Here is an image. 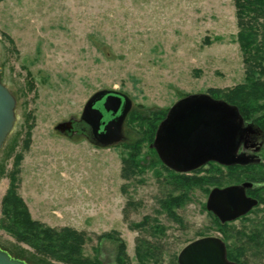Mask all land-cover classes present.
<instances>
[{"label":"rangeland","instance_id":"obj_1","mask_svg":"<svg viewBox=\"0 0 264 264\" xmlns=\"http://www.w3.org/2000/svg\"><path fill=\"white\" fill-rule=\"evenodd\" d=\"M239 20L236 0H0L1 80L16 102L0 150V247L34 253L3 226L13 187L32 220L83 232V255L102 264H116L120 244L125 264H179L181 250L207 236L238 253L242 234L252 243L241 260L264 264V181L253 184L262 186L258 205L235 221L223 224L206 207L213 188L264 177L261 131L254 167L211 161L179 173L151 147L141 118L166 117L190 94L225 100L223 91L242 84ZM103 89L132 99L131 143L91 140L81 114ZM172 171L199 179L189 186Z\"/></svg>","mask_w":264,"mask_h":264},{"label":"water","instance_id":"obj_2","mask_svg":"<svg viewBox=\"0 0 264 264\" xmlns=\"http://www.w3.org/2000/svg\"><path fill=\"white\" fill-rule=\"evenodd\" d=\"M15 98L1 80L0 67V150L15 122ZM133 101L111 89L95 92L86 102L81 120L89 127L98 146L128 141L125 120ZM260 129L246 123L236 105L208 94H190L177 101L160 122L151 147L160 160L179 173L194 171L214 161L225 166L259 164L262 142L255 140ZM253 182L213 188L206 207L221 223L235 221L259 203L248 195ZM179 264H240L228 258L222 238L207 236L187 244L178 255ZM0 264H30L0 247Z\"/></svg>","mask_w":264,"mask_h":264},{"label":"trees","instance_id":"obj_3","mask_svg":"<svg viewBox=\"0 0 264 264\" xmlns=\"http://www.w3.org/2000/svg\"><path fill=\"white\" fill-rule=\"evenodd\" d=\"M236 3L241 26L237 39L244 52L246 80L232 89L223 91L221 97L236 105L245 121H253L264 135V0H247L246 6L253 13L247 16L243 14L242 0H236ZM151 114L155 115V118L148 115H142L141 117L143 120L147 119V135L150 142L154 139L159 123L165 117L164 114L160 113L154 112ZM131 142L130 140L126 143ZM255 165L257 164L249 166L234 165L230 168L249 169ZM172 173V176L176 175L175 178L185 181L189 186L197 183V179H199L192 176L187 177L184 176L185 174L174 173L173 171ZM263 181L264 177H257L252 180L253 184ZM261 187L254 188L253 186L248 191L253 192L255 197L259 199L261 198L259 193ZM2 204L3 213L7 218L3 226L15 235L19 241L27 243L34 249V253L18 250V254H14L9 251L13 256L24 259L30 264H50L52 261L64 264H102L100 260H92L83 255L85 242L83 232L70 227L56 231L32 220L24 207L23 200L14 191L13 187L6 192ZM237 241L240 243L238 245L240 252H231V254L228 251V258L241 264H248L247 260H241V257L245 255V251L250 247L252 239L246 234H242V236H238ZM137 254L141 257V249L137 248ZM123 255H125V247L120 244L116 264H125Z\"/></svg>","mask_w":264,"mask_h":264},{"label":"flooded vegetation","instance_id":"obj_4","mask_svg":"<svg viewBox=\"0 0 264 264\" xmlns=\"http://www.w3.org/2000/svg\"><path fill=\"white\" fill-rule=\"evenodd\" d=\"M257 137H258V135H256V136H255V140H257V139H258Z\"/></svg>","mask_w":264,"mask_h":264}]
</instances>
